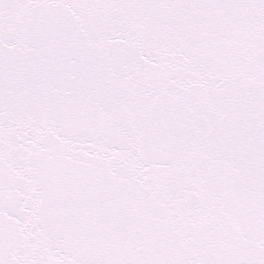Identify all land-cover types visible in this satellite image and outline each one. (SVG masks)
Listing matches in <instances>:
<instances>
[{
    "label": "snow or ice",
    "instance_id": "snow-or-ice-1",
    "mask_svg": "<svg viewBox=\"0 0 264 264\" xmlns=\"http://www.w3.org/2000/svg\"><path fill=\"white\" fill-rule=\"evenodd\" d=\"M0 264H264V0H0Z\"/></svg>",
    "mask_w": 264,
    "mask_h": 264
}]
</instances>
